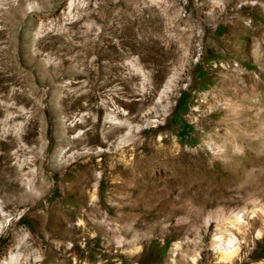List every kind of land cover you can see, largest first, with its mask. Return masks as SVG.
I'll return each instance as SVG.
<instances>
[{
	"label": "rangeland",
	"instance_id": "1",
	"mask_svg": "<svg viewBox=\"0 0 264 264\" xmlns=\"http://www.w3.org/2000/svg\"><path fill=\"white\" fill-rule=\"evenodd\" d=\"M0 264H264V0H0Z\"/></svg>",
	"mask_w": 264,
	"mask_h": 264
},
{
	"label": "bare ground",
	"instance_id": "2",
	"mask_svg": "<svg viewBox=\"0 0 264 264\" xmlns=\"http://www.w3.org/2000/svg\"><path fill=\"white\" fill-rule=\"evenodd\" d=\"M241 218L239 216L233 218V221H231L230 223H235V222H238ZM231 241V243H233V240H229ZM226 243H228L226 241ZM236 245H233L231 244L230 246H227V247H224L222 248L221 252H222V258L223 259H228L230 255H232L236 250H237V246L235 247ZM236 249V250H235Z\"/></svg>",
	"mask_w": 264,
	"mask_h": 264
}]
</instances>
